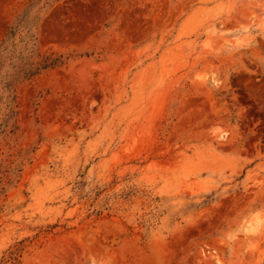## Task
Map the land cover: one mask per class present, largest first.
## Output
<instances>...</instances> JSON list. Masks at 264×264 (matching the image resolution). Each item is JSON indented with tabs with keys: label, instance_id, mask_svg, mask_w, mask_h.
<instances>
[{
	"label": "rangeland",
	"instance_id": "rangeland-1",
	"mask_svg": "<svg viewBox=\"0 0 264 264\" xmlns=\"http://www.w3.org/2000/svg\"><path fill=\"white\" fill-rule=\"evenodd\" d=\"M25 10L0 264H264V0H0V44Z\"/></svg>",
	"mask_w": 264,
	"mask_h": 264
},
{
	"label": "trees",
	"instance_id": "trees-1",
	"mask_svg": "<svg viewBox=\"0 0 264 264\" xmlns=\"http://www.w3.org/2000/svg\"><path fill=\"white\" fill-rule=\"evenodd\" d=\"M27 10L15 19V24L9 27L0 44V84L4 92L2 95L5 104L4 122L11 128L14 127L12 120L16 113L13 95L16 86L57 64V60L52 59L50 55H40L35 48L28 46L31 40L29 31L22 40L20 36L17 37L20 35V28L27 22L25 18ZM17 38L24 42L21 48L15 43ZM36 58L39 60L35 61Z\"/></svg>",
	"mask_w": 264,
	"mask_h": 264
},
{
	"label": "bare ground",
	"instance_id": "bare-ground-1",
	"mask_svg": "<svg viewBox=\"0 0 264 264\" xmlns=\"http://www.w3.org/2000/svg\"><path fill=\"white\" fill-rule=\"evenodd\" d=\"M88 249H89V247H88Z\"/></svg>",
	"mask_w": 264,
	"mask_h": 264
}]
</instances>
